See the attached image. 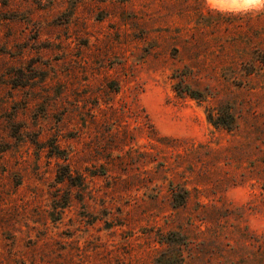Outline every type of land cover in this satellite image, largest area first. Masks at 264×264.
I'll return each instance as SVG.
<instances>
[{
  "label": "rangeland",
  "instance_id": "1",
  "mask_svg": "<svg viewBox=\"0 0 264 264\" xmlns=\"http://www.w3.org/2000/svg\"><path fill=\"white\" fill-rule=\"evenodd\" d=\"M177 254L264 264V0H0V264Z\"/></svg>",
  "mask_w": 264,
  "mask_h": 264
},
{
  "label": "trees",
  "instance_id": "2",
  "mask_svg": "<svg viewBox=\"0 0 264 264\" xmlns=\"http://www.w3.org/2000/svg\"><path fill=\"white\" fill-rule=\"evenodd\" d=\"M174 88V92L175 94L178 96V97H183V96H188L190 98H193V99H196V100H199L201 101L202 100V97L201 95L197 92V91H194V90H191L189 87H181L180 83L179 82H176L173 86ZM208 120L210 122H213V119L211 118V116L209 115L208 116ZM212 124H215V123H212ZM233 121L232 119L230 120H224L220 123H218L217 125H220L226 129H231V127L233 126ZM179 199L178 202L179 204H182L184 201H185V191H183V195H179L178 197ZM167 246L172 248V243H169V242H166ZM179 258V259H177ZM157 262V261H156ZM168 264H181L182 260H181V254H177L175 258L171 259V260H168Z\"/></svg>",
  "mask_w": 264,
  "mask_h": 264
}]
</instances>
